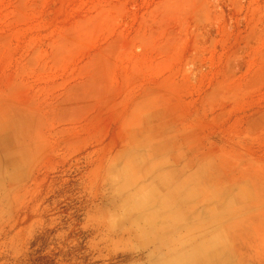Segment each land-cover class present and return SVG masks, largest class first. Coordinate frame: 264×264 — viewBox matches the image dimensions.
<instances>
[{"label": "rangeland", "instance_id": "1", "mask_svg": "<svg viewBox=\"0 0 264 264\" xmlns=\"http://www.w3.org/2000/svg\"><path fill=\"white\" fill-rule=\"evenodd\" d=\"M218 233L197 264H264V0H0V264H182Z\"/></svg>", "mask_w": 264, "mask_h": 264}, {"label": "crops", "instance_id": "2", "mask_svg": "<svg viewBox=\"0 0 264 264\" xmlns=\"http://www.w3.org/2000/svg\"><path fill=\"white\" fill-rule=\"evenodd\" d=\"M192 185L193 183L191 179L190 178L186 179L184 182L178 185V186H181L182 189L181 191H178L179 193H177L176 195L177 196L176 200L174 199L173 201H171V204L165 203L163 205L164 209L169 208V207H174L177 210L175 214L172 216V218L175 219V221H179L180 219L183 220V217H185V209L187 208V205L190 202V200L193 199L195 195L198 196V198H200L201 195H203L199 184H197L198 187L194 186L195 184L193 185L194 187H192ZM192 190H194L195 194L193 195L192 198L188 199L186 197L187 192L192 191ZM177 215H180L181 217L176 218ZM223 240L225 241L224 235L221 233L220 234L218 233L216 235L207 237V239L201 240L195 245H192L188 250L187 249L184 250V252L177 255L178 257L181 256L180 258H177V256L173 258H177L176 261L182 264L183 263L197 264L202 259L206 263H209L210 261H213L214 259H218V258L225 256L226 248L223 246ZM198 244L200 245L196 246ZM198 257H201V258H198Z\"/></svg>", "mask_w": 264, "mask_h": 264}, {"label": "bare ground", "instance_id": "3", "mask_svg": "<svg viewBox=\"0 0 264 264\" xmlns=\"http://www.w3.org/2000/svg\"><path fill=\"white\" fill-rule=\"evenodd\" d=\"M212 249V248H211Z\"/></svg>", "mask_w": 264, "mask_h": 264}]
</instances>
